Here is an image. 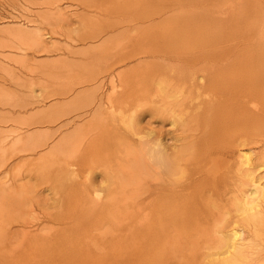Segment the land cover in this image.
Returning a JSON list of instances; mask_svg holds the SVG:
<instances>
[{"label": "bare ground", "instance_id": "obj_1", "mask_svg": "<svg viewBox=\"0 0 264 264\" xmlns=\"http://www.w3.org/2000/svg\"><path fill=\"white\" fill-rule=\"evenodd\" d=\"M27 1L0 264H264V0Z\"/></svg>", "mask_w": 264, "mask_h": 264}, {"label": "rangeland", "instance_id": "obj_2", "mask_svg": "<svg viewBox=\"0 0 264 264\" xmlns=\"http://www.w3.org/2000/svg\"><path fill=\"white\" fill-rule=\"evenodd\" d=\"M28 3L29 2L27 0H0V55L1 54L2 55L13 54L12 53L13 51L12 50L8 51L9 48L7 47V45L4 46V44L9 42L10 40L12 43L14 42L15 35L13 33H15L19 25L23 23V17L27 15L25 9L28 6ZM47 40L51 41L49 37H47ZM36 57H39L38 59H44V60L49 59L43 53ZM0 63L8 67L9 68L8 71L10 69L14 70L18 67L17 63L13 61L8 62L1 58H0ZM0 77H1V80L2 78H4L6 81L5 83L6 84L8 83V85H10V82H9L10 79L7 74H4V73L1 74L0 72ZM8 91L10 94L20 93L18 92L19 90L16 89V87H12V86L9 87ZM43 192L44 194L47 193L44 190Z\"/></svg>", "mask_w": 264, "mask_h": 264}]
</instances>
